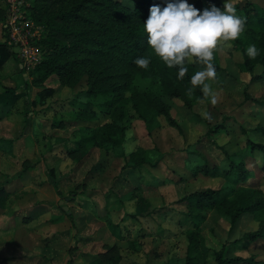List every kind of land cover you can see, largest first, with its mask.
I'll list each match as a JSON object with an SVG mask.
<instances>
[{
	"label": "rangeland",
	"instance_id": "obj_1",
	"mask_svg": "<svg viewBox=\"0 0 264 264\" xmlns=\"http://www.w3.org/2000/svg\"><path fill=\"white\" fill-rule=\"evenodd\" d=\"M1 1L0 43L11 55L0 65V187L9 192L0 209V223L14 224L0 231V264H162L168 259L180 264L187 243L185 230L191 223L179 198L220 184L218 178L192 175L199 161L188 151H199L207 163L222 165L224 151L241 153V127L252 141L264 145V136L253 131L257 124L264 125V104L244 98L245 93L264 103L262 67L255 65L251 74L239 71L238 47L232 42L231 47L223 45L222 51L214 53L220 67L217 79L209 82L218 96L216 105L199 100L189 111L179 100L161 97L170 105L178 131L159 116V126L147 134L144 123L125 102L120 153H128L125 144L145 150V162L128 167L119 152H106L95 141L83 148L75 145L90 129L108 122L109 114L96 112L91 123L75 122L74 106L79 107L71 101L85 100L84 82L69 86L55 76L36 85L32 82L30 71L43 53L34 42L44 33L30 16L34 0H14L12 7ZM119 1L129 8L137 2ZM240 1L232 0L235 5ZM251 1L264 10V0ZM240 38L245 40L243 33ZM192 65L195 71L203 68ZM256 74L261 78L250 81ZM146 84L139 76L131 80L132 89ZM221 122V131L206 134ZM243 161L251 173L243 184L259 190L264 202L260 155L243 154ZM204 215L200 232L205 244L214 249L256 226L245 215L229 233L227 223L214 212ZM112 223L117 224V235L110 230ZM79 238L80 252L75 254ZM225 253L264 260V238L229 245Z\"/></svg>",
	"mask_w": 264,
	"mask_h": 264
},
{
	"label": "trees",
	"instance_id": "obj_2",
	"mask_svg": "<svg viewBox=\"0 0 264 264\" xmlns=\"http://www.w3.org/2000/svg\"><path fill=\"white\" fill-rule=\"evenodd\" d=\"M157 4L165 6L159 0H137L133 8L123 5L119 0H34L30 5L32 20L44 30L34 42L43 53L30 71L32 82L36 85L51 76L69 86L84 82L85 100L71 101V104H78L79 107L74 106L75 122L91 123L96 112L110 116L108 122L96 125L90 129L88 136L75 141L78 148L95 141L106 152L120 153L125 130L120 120L125 116V102L144 123L149 134L159 126V116L167 126L180 130L170 105L161 97L177 99L189 111L203 97L200 87L194 89L193 95H187V89L191 87V76L196 72L192 64H186L187 74L182 80L178 79V69L168 68L146 44L143 23L149 15V8ZM191 4L203 10L213 4L222 8L223 2L194 0ZM235 7L238 16L246 17L243 33L245 40L239 38L232 42L241 54L238 69L251 74L253 67L260 65L264 72V10L251 0H241ZM0 8L2 10V6ZM247 42L255 44L259 49L260 54L254 60L249 59L245 53ZM10 55L11 50L0 43V65ZM142 56L150 58L147 69L139 68L133 63L134 59ZM213 63L216 71L219 70L216 58ZM135 76L147 81L145 88L132 89L131 80ZM260 78L261 75L256 74L250 76L249 80ZM23 82L26 84V81ZM244 98L255 104H264L245 93ZM115 112L117 115L114 117ZM223 127L224 122H221L208 129L206 134L221 131ZM253 131L264 136V125L257 124ZM240 133L244 136L240 146L242 154L239 151L229 154L224 151L222 165L207 163L204 154L199 151H188L189 154H195L199 161L193 167L192 175L218 178L220 184L217 187L190 191L179 198L185 202L184 216L191 223L185 230L187 243L180 264H264V260L257 255L227 257L225 253L229 245L264 238V202L261 192L243 184L251 174L244 165L243 154L250 157L255 156V153L259 154L263 165L264 145L252 141L242 127ZM107 146L109 149H106ZM144 153V149L137 148L127 154L120 153V157L123 165L133 168L145 162ZM8 197L9 192L1 186L0 209H4ZM206 211L214 212L226 222L229 233L245 215L251 217L256 226L230 240L219 242L218 248L214 249L205 244L200 232ZM110 227L113 231L117 228L116 224H111ZM80 243L79 238L76 241L78 245L73 247L75 252ZM118 259L116 257L115 260ZM174 261L175 259H168L162 264H176Z\"/></svg>",
	"mask_w": 264,
	"mask_h": 264
},
{
	"label": "clouds",
	"instance_id": "obj_3",
	"mask_svg": "<svg viewBox=\"0 0 264 264\" xmlns=\"http://www.w3.org/2000/svg\"><path fill=\"white\" fill-rule=\"evenodd\" d=\"M165 6L153 5L143 23L146 33V44L168 68H177L178 79H183L188 72L186 64L202 65V70L196 71L190 79L191 87L187 95H193L194 89L201 88L203 97L200 103L209 100L216 105L219 100L213 91L210 81L217 79L214 66V53L222 51V46L238 40L246 28V17L238 16L232 0H224L222 8L213 4L203 10L189 4L187 0H164ZM249 59H256L260 54L255 44H249L245 49ZM133 63L142 69H147L150 58L138 57ZM211 120V114L204 113ZM125 150L130 153L134 145L125 144Z\"/></svg>",
	"mask_w": 264,
	"mask_h": 264
},
{
	"label": "crops",
	"instance_id": "obj_4",
	"mask_svg": "<svg viewBox=\"0 0 264 264\" xmlns=\"http://www.w3.org/2000/svg\"><path fill=\"white\" fill-rule=\"evenodd\" d=\"M0 6H2V1L0 0ZM14 223H0V231H1V229H5V228H7V227H9L10 225L12 226ZM112 224H116V223H112ZM53 225H55V223H53ZM32 226V225H31ZM24 227V226H23ZM28 227V226H27ZM47 227V226H46ZM55 227V226H54ZM116 227H117V224H116ZM25 228V227H24ZM25 230H26V228H25ZM110 230L115 234V235H117L118 233H117V228L113 231L112 229H111V227H110ZM52 232V231H51ZM52 237L54 236V234L52 233V235H51ZM28 238V237H27ZM29 238H31L30 236H29ZM10 241L11 240H13L14 241V239H10V238H8ZM130 243H126V247L128 246V247H130ZM137 250V249H136ZM80 251H79V249L76 251V253L75 254H78ZM238 256V255H237ZM241 257V256H240ZM12 260H9V262H11ZM8 262V261H7ZM13 263V262H12ZM10 264V263H9Z\"/></svg>",
	"mask_w": 264,
	"mask_h": 264
},
{
	"label": "built area",
	"instance_id": "obj_5",
	"mask_svg": "<svg viewBox=\"0 0 264 264\" xmlns=\"http://www.w3.org/2000/svg\"><path fill=\"white\" fill-rule=\"evenodd\" d=\"M14 0H5L6 4L9 6V7H12V3H13ZM13 18H15V16H13ZM9 25L11 24V21L10 22H7ZM12 33L10 32L9 35H11Z\"/></svg>",
	"mask_w": 264,
	"mask_h": 264
}]
</instances>
